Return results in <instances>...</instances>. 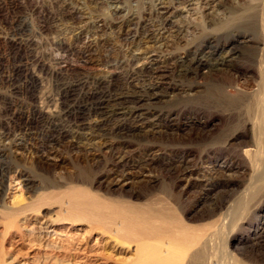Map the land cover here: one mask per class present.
Instances as JSON below:
<instances>
[{
	"label": "rangeland",
	"instance_id": "obj_1",
	"mask_svg": "<svg viewBox=\"0 0 264 264\" xmlns=\"http://www.w3.org/2000/svg\"><path fill=\"white\" fill-rule=\"evenodd\" d=\"M261 1L214 0L206 8L198 1L179 4L175 19L181 18L189 28L172 51L184 58L187 45L216 35L221 42L229 40L227 49L235 45L234 52L240 53L245 46L237 44L241 39L218 32L216 24H248ZM60 3L0 0V130L11 111L23 110L19 113L35 118L33 132L24 136L22 146L0 154V264H74L75 240L82 236L83 243L98 245L102 253L99 250L96 259L102 264H264L259 245L264 232L258 237L264 227V98L252 96L258 85L253 66L247 59L234 58L211 74L203 67L187 81L170 77L168 92L141 110L162 116L156 135L112 138L117 152H127L134 160L152 153L155 161L143 177L108 184L112 160L104 148L91 155L77 153L65 139L44 153L49 134L66 127L59 109H80L85 103L84 89L64 93L67 82L73 84L82 75L124 73V68L105 64L122 55L121 36L113 38L110 52L98 49L101 64L82 61L79 47L84 37L62 34ZM108 6L91 4L86 11L106 20L111 27L107 33L116 36L111 34L113 17L120 12L115 16ZM121 6L124 12L141 8L136 0H121ZM235 30L239 37L250 32L244 26ZM59 36L69 50L56 44ZM12 37L22 39L18 51ZM13 71L32 74L33 90L13 93L4 81ZM146 208L155 217L149 222L160 226L163 220L177 239L172 242L166 232L154 229L145 235L144 223H138L141 218L125 217L130 209L141 213ZM81 210L93 214L96 222ZM44 225L64 236L46 242L38 233ZM30 227L34 233L27 231Z\"/></svg>",
	"mask_w": 264,
	"mask_h": 264
},
{
	"label": "bare ground",
	"instance_id": "obj_2",
	"mask_svg": "<svg viewBox=\"0 0 264 264\" xmlns=\"http://www.w3.org/2000/svg\"><path fill=\"white\" fill-rule=\"evenodd\" d=\"M80 1H78V4H73L74 1L61 0L59 20L63 22L62 34L69 35L75 39L84 37V43L79 47L81 49L80 57L85 63L90 62L92 64L100 63L98 49H108L109 44L113 45L115 43L113 38L121 36L122 55L105 61V64L114 67V69L121 68L123 70L124 68V73L121 76H118L119 74L117 76L104 75L95 77L82 75V78L76 79L75 83L67 82L65 87H62L66 95L74 93L77 89H84L85 103L80 109H75L69 105L62 106L59 109L58 114L62 117L66 127L57 134L52 133L51 136L49 134L43 146L46 155L65 139L66 146L73 148L77 153L84 151V153L91 155L94 151L104 148L105 152L108 153V158L111 157L110 159L112 160L109 169H107L109 174L106 180L109 179L108 184H119L123 181L145 176L144 173L155 161V156L151 153L140 160H134L127 152H117L112 138L130 136L147 139L156 135L162 116L160 113L143 112L141 110L146 106L150 107L154 100L168 92V88H170L168 79L173 77V75L187 81L192 76L199 74L203 67L206 68L208 74H211L212 69L222 70L221 67L226 64V61L234 58L247 59L253 66L254 74L258 79V85L252 96L256 99L264 98V0L261 1L259 8L251 14L252 20L248 24H244L245 22L233 24V21L229 20L216 24L217 26L215 25L218 32L227 34L231 38L237 37V40L241 39V42L237 44L245 46L241 47L240 53L234 52L236 49L235 45L227 49V41L229 40L221 42L215 35V37L187 45L184 58L178 57L171 49L189 28V24L184 23L181 18L175 19L179 4L187 6L194 1H198L203 8H206L214 0H136L140 4V10L130 7L125 12L121 6V0ZM100 2H105L109 5L108 7L112 9L114 15L117 11L120 12L119 16L115 15L116 17H113L115 18V23L111 34L114 33L116 36L107 33V28L111 27L105 22L106 20L97 19L98 17L94 19L91 16L93 11H90L91 13L86 11L91 4ZM76 16L78 17L77 20H75ZM98 20L102 21V23H99ZM238 26H244L246 27L245 31L250 32H245V35L239 37L235 34V32L237 33L235 27ZM61 36H59L60 40H58L59 38L57 39L56 44L59 48H63V51H67L69 47L63 46L64 42ZM21 40L16 37L11 39L17 51L23 44H21ZM106 51H109V49ZM105 56L109 55L106 53ZM140 61L143 62L142 65H138ZM22 64L24 65V63ZM17 66L20 65L18 64ZM31 75H22L21 72L16 71L11 75H7L4 81L9 84L13 93H19L22 90L29 91L33 87ZM189 86L192 88L191 84ZM184 92L186 93L187 91ZM11 112L9 121H6L7 123H4L0 130V154L5 149L18 150L22 146L24 136L29 132H33L35 118L27 116V114L25 116L23 110L18 109ZM15 112L23 113H19V115ZM149 210V208H146L141 213H136L130 209L129 212L125 213V217L129 220L137 217L141 218L138 223L142 225L144 223L143 231H147L145 235L150 234L152 229H154V232L158 234H162L163 231L166 232L164 236H167L172 242L173 239H177L173 236V227L170 226V229H168L163 220H160V226L149 222V218H155L150 215ZM81 213L87 220L96 222L93 220V214L90 215L82 210ZM262 229L259 232V238L263 235L264 227ZM28 230L30 233H34L32 231L35 229L30 227ZM38 233L49 243L57 241H53L54 239L60 241L62 239L60 237L63 235L57 233L54 228L48 225L40 226ZM83 242L84 238L82 236L75 240V244L73 243L74 264H102L96 259L101 252L100 249V252L98 250V245H87ZM259 245L260 249L264 250V242ZM157 256L159 258L163 257L161 254H157ZM20 264L28 263L23 261Z\"/></svg>",
	"mask_w": 264,
	"mask_h": 264
}]
</instances>
